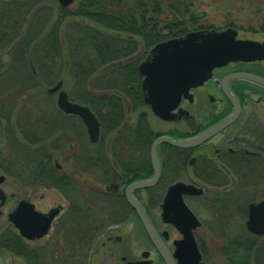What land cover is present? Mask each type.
<instances>
[{
  "label": "flooded vegetation",
  "instance_id": "flooded-vegetation-1",
  "mask_svg": "<svg viewBox=\"0 0 264 264\" xmlns=\"http://www.w3.org/2000/svg\"><path fill=\"white\" fill-rule=\"evenodd\" d=\"M34 4L38 5L36 11H59L57 0H38ZM36 11L26 25L30 19L34 21L30 28L34 43L41 21V13L34 17ZM226 27L235 29V38L264 44L263 38L239 34L232 24L223 28L194 26L178 35ZM262 53L260 58L229 60L213 67L206 80L180 95L169 119L152 113L139 85V105L147 108L142 122L147 123L150 132L147 146L141 151L137 141L129 137L131 149H123L124 126L117 130L116 150L110 152L105 145L96 149L98 145L88 139L81 118L63 112L54 100L58 121L24 117L31 115L26 111L11 118L1 117L2 264H264V230L254 232L245 223L254 212L250 204L264 199V82L237 75L250 74L264 80ZM0 58L4 56L0 54ZM149 114L171 127L154 129L147 122ZM232 114L229 122L195 145L157 144L158 178L132 190L156 232V240L151 238L125 199L124 188L151 176L152 139L158 135L185 138L210 129ZM45 125L52 126L51 131L57 125L67 130L63 135V141H68L67 171L55 159L51 161L52 150L60 139L46 134ZM90 144L95 145L93 152ZM126 146L130 147L129 142ZM41 147L48 156L44 159ZM83 174L99 181L87 180ZM169 174L175 177L167 178ZM175 181L200 188L198 192L180 194L191 215L184 211L174 191L173 203L164 208V216L161 214L162 197Z\"/></svg>",
  "mask_w": 264,
  "mask_h": 264
},
{
  "label": "trees",
  "instance_id": "trees-1",
  "mask_svg": "<svg viewBox=\"0 0 264 264\" xmlns=\"http://www.w3.org/2000/svg\"><path fill=\"white\" fill-rule=\"evenodd\" d=\"M36 1L38 0H2L0 2V51L6 48L17 35L19 30L16 32V29L20 25L21 15L24 20L26 12ZM121 3V0H76L71 7L58 5V21L62 18L61 16L66 14V9H71L68 12L70 13L69 17L65 20L67 23L69 21L71 26L66 27V29L63 28V30L59 26L57 30L51 28L49 31L45 27V37L35 49H33L35 43H32L28 51L25 42L23 43L21 39L9 51V58L5 60L0 58V87H4H2L1 94H5V88L21 87L24 88L26 93L24 101L33 102L34 105H44L39 96L27 97L30 94L29 88L36 84L37 87H40L43 82L52 81L54 75H56L55 70H57L63 75V78L61 74L58 78L61 77L63 81H67L73 89H75V85L79 93L77 95H82L85 103L88 102L87 104L92 111L98 114L102 126L104 122L108 130L120 126L122 119L124 120V106L120 105L119 102L124 97H115L112 93L107 96L103 94L97 97L94 96L88 88H85L90 76L95 73L97 79L102 78V76L107 77L102 87L115 88L114 92L117 91L118 86H115V83L118 82L120 88L126 94L127 101L142 102L139 80L137 79L139 77L136 70L137 62L130 56L137 43L139 42L143 48H148L162 38L182 33L189 29L188 26L192 25L191 23L195 22L193 17L185 18L182 21L178 19L186 13V3L180 0L167 3L168 10L174 14L170 19L167 18V15L162 14V4L157 0L148 2L136 0L130 4L124 3L122 7ZM121 8L125 10H121ZM40 11H36L35 14L40 13ZM58 16L57 13H53L52 20L53 17L58 18ZM175 17L177 19H174ZM22 23L20 26H22ZM186 23H189V25L187 26ZM33 24L34 21L30 19L25 34L29 32ZM65 31L68 32L66 37ZM137 35L143 40L139 41ZM85 40L89 42L87 45H85ZM64 42H66L64 48L67 52L64 54V56L67 55L66 59L62 55L60 47L64 45ZM26 52L30 55L33 53V61H31L29 55L25 58ZM121 58L128 59V61L126 63L118 62ZM107 63H113L114 65L111 64L112 67L109 66L106 69L103 66ZM21 67L27 71V74H16ZM102 67L105 69L103 70ZM8 68H11L9 71L12 70V75H8L9 72L6 71ZM2 71H4L3 75ZM68 71L69 75L67 74ZM101 72L103 74L100 75ZM63 73L67 74L66 78ZM35 75L38 77L36 78ZM93 85H95V82ZM68 93L70 92L68 91ZM20 98L21 96L18 99ZM90 102L92 104H89ZM0 105H8V103L1 101ZM141 106L137 108L139 112L136 115L135 122L124 125L122 137L125 146H123V149H131L130 139L127 137L132 138L134 142L137 141L140 151L145 144L147 145L150 138L147 123L142 122L145 110ZM23 116L33 117L32 115ZM1 117L3 118L4 115L0 109ZM48 117L45 116V118ZM115 136V139H118V134ZM96 142V144L99 143ZM127 142H129L130 147L126 146ZM97 148L99 149V146ZM116 148L117 144L112 145V149ZM40 150L43 152L42 159L48 157L44 154L46 150L44 147H41Z\"/></svg>",
  "mask_w": 264,
  "mask_h": 264
},
{
  "label": "water",
  "instance_id": "water-1",
  "mask_svg": "<svg viewBox=\"0 0 264 264\" xmlns=\"http://www.w3.org/2000/svg\"><path fill=\"white\" fill-rule=\"evenodd\" d=\"M62 6L68 5L72 0H57ZM38 7L33 6L27 15L17 36L4 48L0 54L5 56L22 37L31 13ZM235 29L226 27L221 30L213 28L189 30L182 35L167 37L156 41L146 52L144 57L137 63L136 69L140 76V88L142 99L148 104L153 114L163 119L172 116L170 111L176 106L181 94H184L190 86L197 85L206 80L211 73V69L220 66L229 60H248L262 57L264 44L249 39L235 38ZM254 79L258 82L264 80L258 76L250 74H237ZM62 80L47 87L48 91H56L54 102L56 106L65 113L78 115L86 128L88 139L95 142L99 136V120L87 104L70 100L67 91L60 87ZM178 107L177 109L180 111ZM234 115H230L210 129L193 134L185 138H173L168 135H158L154 137L149 145V156L152 164V174L146 179L132 181L124 188V196L138 215L144 229L148 235L156 240V232L138 204L132 190L135 188L148 186L156 181L159 175L158 162L156 158V147L160 142H165L178 147H188L203 140L207 135L213 133L217 128L229 122ZM1 177V176H0ZM1 179V178H0ZM109 188V186H108ZM173 191L176 197L183 193H193L200 191V188L190 183L175 181L171 183L162 197V213L169 203H173ZM1 197V189H0ZM182 208L190 213L179 199ZM250 213L246 219V226L254 232L264 230V199L250 204ZM164 256V251L158 247ZM0 264L2 260L0 258Z\"/></svg>",
  "mask_w": 264,
  "mask_h": 264
},
{
  "label": "rangeland",
  "instance_id": "rangeland-1",
  "mask_svg": "<svg viewBox=\"0 0 264 264\" xmlns=\"http://www.w3.org/2000/svg\"><path fill=\"white\" fill-rule=\"evenodd\" d=\"M7 1V0H5ZM133 1L136 0H121V7L124 5V3L126 4H130ZM142 1V0H141ZM144 1H151V0H144ZM162 4V14L163 15H167V18H171L174 14L171 13L168 8H167V3L169 1H175V0H157ZM182 2L186 3V13L182 14V17L178 19L180 21L184 20L185 18H190L193 17L194 19V23H191L192 25L188 26L189 23H186V25L188 26V28H192V27H213V28H223L226 25H231L236 27L238 29V33L242 34L244 36H249V37H254L257 39L263 38L264 39V0H180ZM76 2V0H72V2L70 3V7L72 6V4H74ZM29 9V8H28ZM125 10L124 8H121V10ZM69 11H71V9H66V14L64 16H61L62 18L60 19V21H58L57 19H59L58 13L56 17H53L52 20V16L53 13L52 11H43L41 10L40 13L42 12V14H40L41 16V21L38 23V27L39 29H37L35 31V37L36 38V42L33 46V49H35L37 47L38 44H41L42 40L45 37V27L47 28V30L49 31L51 28L57 30V27L60 26V29L68 28V26H71V24L65 21L68 17ZM45 12V13H44ZM39 13V12H38ZM38 14H34V17L36 18ZM55 16V14H54ZM174 19H177L176 17ZM23 22V16L21 15L20 17V25ZM59 24V25H58ZM70 24V25H68ZM19 25V26H20ZM18 26V28L16 29V32L20 29V27ZM186 27V26H185ZM31 29L29 30V32L27 34H24L22 39L23 43L26 45V48L29 51V46L34 43L33 39H32V35H30ZM26 33V31H25ZM68 32L65 31V37L66 34ZM73 33V31H72ZM71 33V35H72ZM31 36V38H30ZM172 36H176V35H172ZM178 36V35H177ZM137 39L140 41L142 38L139 37V35L136 36ZM171 37V36H169ZM167 38V37H165ZM143 40V39H142ZM9 43V42H8ZM65 43L63 46L61 47V52L62 55L64 57V59L67 58V55L64 56V54H66L67 52H65ZM89 42H87L85 40V45H87ZM135 45V42H134ZM149 48V47H148ZM148 48H143V46L141 47L140 43L138 42L136 47L134 48L132 54H130L131 58L133 60H136V62L138 63V61L142 58L143 54H145L148 50ZM30 56L31 61L32 60V55L33 53L30 55L29 53L26 52L25 58L27 56ZM10 56V52L8 53V58ZM62 57V59H63ZM11 58V57H10ZM126 58V57H124ZM121 58L118 62H122V63H126L128 61V59H124ZM24 63H26V61H24ZM113 63H107L104 64L103 67H105L106 69L111 66ZM116 64V63H115ZM114 65V64H113ZM118 65V64H117ZM24 67V66H22ZM20 68L18 73L16 74H27V71L24 70V68ZM102 67V69H103ZM104 68V69H105ZM11 68L6 69V71L9 72L8 75H12V70L9 71ZM103 69V70H104ZM4 70V69H3ZM30 70V69H29ZM66 72V71H65ZM4 71H2V75H3ZM5 74H7V72H5ZM55 74L54 78L52 79V81L44 83L43 85H40V87H37V84L34 85L32 88H29L30 94L27 96L28 98L30 97H35V96H39L41 97V100L44 102V105H34L33 102L30 101H24V95L26 94L24 91V88L21 87H9V88H5L4 92L5 94H1L2 92V87H0V103L1 101H5L6 103H8V105H0L1 109H2V113L4 115L5 118H11V117H15L17 112H29L33 117L36 118H44L45 116H49L48 118H51L52 122L54 121H58L57 118H60V116L55 114V111L53 109L54 107V91H48L47 87L53 85L55 83L56 80L61 79L63 80V75L59 72H57V70H55ZM61 74V77L58 78V76ZM64 77L68 74L69 75V71L68 73H63ZM103 74V72L100 73V75ZM138 74V73H137ZM32 76V75H31ZM34 76V75H33ZM36 76V75H35ZM139 76V75H138ZM38 76H36L37 78ZM96 74L94 73V75L92 74L88 80V84H85V88H88L89 91L92 92V94L94 96H100L101 94H103L104 96H107L108 94H113L116 96H118L120 98H122V96L124 98H122V100L120 99L121 103L120 105L124 106V120L122 119V123L120 126L116 127L113 130H108L105 122L104 125L102 126L101 121L99 120L98 114H95V116L97 117V119L99 120L100 124V136L97 139V141L99 142L97 145L98 146H102L105 145L106 149L108 151H114L116 149H112V145H115L117 143V139L116 138V134L118 133L117 130L119 128H121L122 126H124L126 123L127 124H131L133 122H135L136 115L138 114V106H140L139 104L141 103L140 101L138 102V105H135L137 102H132V101H127V97L126 94L124 93V91L120 88V84L118 82H116L115 86L117 87V91H115V88H104L102 87L103 84H105V80L107 77L102 76V78L100 77L99 79L95 78ZM66 78V77H65ZM140 76L137 78L139 80ZM39 80V79H38ZM95 82V85H93ZM104 86V85H103ZM63 89L69 91L70 93H68L69 95V99L70 100H75V101H80L81 103H85V99L83 98L82 95H77L78 91L77 88L74 85V88L71 86V84L67 83V81H62L61 86ZM4 88V87H3ZM7 92V93H6ZM79 94V93H78ZM21 96L20 99H18ZM76 98V99H74ZM84 101V102H83ZM115 102V101H114ZM18 103H22L19 104ZM88 103V102H87ZM85 103V104H87ZM89 104H92L91 102ZM131 107V108H130ZM142 109H146V106H141ZM91 108V107H90ZM43 113H45V115H43ZM53 114V116H51ZM43 116V117H41ZM55 118V119H54ZM46 119V118H44ZM48 120V119H47ZM124 121H126L124 123ZM147 122H150V125L156 129H163L166 130L168 128L171 127L170 123H161L159 120H157L155 117H153L151 114H149L148 120ZM51 123V122H50ZM182 123V122H180ZM52 126H44L43 130L47 129L46 134H49V136L55 137L58 136L60 141L58 143L57 147L53 148V152L51 153V155L53 156L51 161L54 160L55 162H58L61 165V168L63 167L64 170L67 171V167H68V159L66 157V153L68 150V146L67 143L68 141L66 140L63 141V135L65 136V127L62 126H56L55 129H53V131H51ZM115 131V133H114ZM1 143V142H0ZM97 142H95L96 144ZM60 144V145H59ZM96 146V149H98ZM147 146V145H146ZM95 149V145L94 144H90L89 150L90 152H93V150ZM16 154V153H15ZM111 154H109V158ZM15 159H19L18 156H15ZM30 159H32V157H30ZM61 174V173H60ZM178 176V175H176ZM188 176H193L192 174H188ZM83 177H86L87 180L90 181H94V183L98 182L99 180L97 178H95L93 175H84ZM175 177L172 174H169L167 178H172ZM90 178V179H88ZM195 180H197L195 178ZM198 181V180H197ZM165 182V181H164ZM167 182V181H166ZM103 184V183H102ZM203 195V194H202ZM209 194H207L206 196H208ZM205 197V195L203 196ZM233 218H228V221H232ZM231 224H233L231 222ZM242 225V223H241Z\"/></svg>",
  "mask_w": 264,
  "mask_h": 264
}]
</instances>
